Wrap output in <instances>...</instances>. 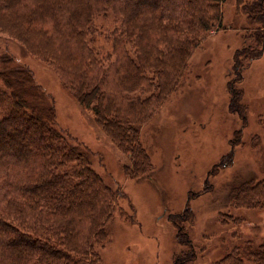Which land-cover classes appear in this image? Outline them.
<instances>
[{
    "label": "trees",
    "instance_id": "obj_1",
    "mask_svg": "<svg viewBox=\"0 0 264 264\" xmlns=\"http://www.w3.org/2000/svg\"><path fill=\"white\" fill-rule=\"evenodd\" d=\"M224 1L0 0V28L14 30L68 79L76 101L130 156L126 175L133 178L149 169L139 126L179 86L203 37L222 27ZM242 6L259 28L235 52L237 79L242 60L260 57L264 47V0ZM99 18L115 25L105 51L94 43ZM229 92V109L243 113L239 94ZM47 98L27 67L0 70V264H98L114 214L131 217L119 208L123 193L91 167L90 152L57 128ZM232 157L233 148L220 165ZM229 199L237 208H263L264 180L233 187ZM178 236L190 244L188 233L179 229ZM193 257L188 252L174 264ZM214 264H264V243L234 246Z\"/></svg>",
    "mask_w": 264,
    "mask_h": 264
},
{
    "label": "rangeland",
    "instance_id": "obj_2",
    "mask_svg": "<svg viewBox=\"0 0 264 264\" xmlns=\"http://www.w3.org/2000/svg\"><path fill=\"white\" fill-rule=\"evenodd\" d=\"M252 1H224L222 27L203 37L179 86L139 126L149 169L133 178L126 175L130 156L76 101L68 79L22 45L14 30L0 28V70L27 67L53 104L57 128L87 149L94 171L123 193L119 208L131 220L114 214L97 248L98 264H174L188 252L194 257L182 264H214L234 246L264 243V207L237 208L229 199L233 187L264 180V47L260 57L242 60L241 79L234 71L235 52L251 45L249 35L259 28L242 6ZM94 25L95 46L105 51L115 25L109 18ZM229 85L243 113L229 109ZM232 148L231 164L220 165ZM179 229L190 244L177 239Z\"/></svg>",
    "mask_w": 264,
    "mask_h": 264
}]
</instances>
